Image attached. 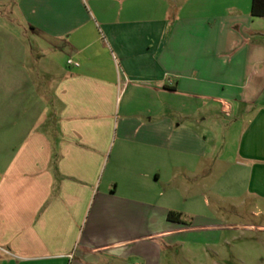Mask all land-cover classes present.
Wrapping results in <instances>:
<instances>
[{"label": "crops", "instance_id": "obj_1", "mask_svg": "<svg viewBox=\"0 0 264 264\" xmlns=\"http://www.w3.org/2000/svg\"><path fill=\"white\" fill-rule=\"evenodd\" d=\"M251 2L0 0V264H264L225 250L246 229L214 202L226 175L230 196L264 198ZM10 6L53 49L41 74Z\"/></svg>", "mask_w": 264, "mask_h": 264}, {"label": "rangeland", "instance_id": "obj_2", "mask_svg": "<svg viewBox=\"0 0 264 264\" xmlns=\"http://www.w3.org/2000/svg\"><path fill=\"white\" fill-rule=\"evenodd\" d=\"M7 13L13 18L12 22L14 26L11 25V27L17 28H11V30L18 35L17 42L23 48L22 52H19L21 54L23 67H25L27 72L29 71L32 76L41 74L44 68L42 63L46 58H50V60L54 62L57 59L52 53L53 49L46 46L45 43H40L39 40L38 42L36 41L37 36H33L31 31L23 26L18 13L13 7L10 6L7 9ZM1 17L2 16H0V19ZM0 21V45L8 44V42L11 41H9L3 33V25H6L8 21L5 17H2ZM41 85H43L42 89H45L47 84L44 85L42 83ZM210 127L212 128V126ZM214 133L218 137L219 132L215 130ZM227 138H229V136H227ZM225 167H227V164H225ZM224 179H226V186L224 188L225 190L222 189L223 194L219 195L217 197L218 199L215 201L210 194L209 202L213 203L214 201L223 205V210L221 212H215L218 214L217 217L222 218L226 222L239 223L243 226V229H246L245 231L242 229L234 230L229 233L227 236H234L235 238L232 240L231 245L225 246V250L231 252L232 250L241 249L245 251L246 254L257 253L259 257H264V231L247 230L251 229L252 225L264 224V198L261 195L247 193L230 196L227 192L229 188L227 179H229V177L226 175ZM253 203L263 205H261L262 207L258 206L255 208V204ZM177 264H185L184 259L180 257Z\"/></svg>", "mask_w": 264, "mask_h": 264}, {"label": "trees", "instance_id": "obj_3", "mask_svg": "<svg viewBox=\"0 0 264 264\" xmlns=\"http://www.w3.org/2000/svg\"><path fill=\"white\" fill-rule=\"evenodd\" d=\"M250 12L252 15L263 16L264 15V0H252ZM167 219L170 221L181 222L182 214L176 211H169Z\"/></svg>", "mask_w": 264, "mask_h": 264}, {"label": "built area", "instance_id": "obj_4", "mask_svg": "<svg viewBox=\"0 0 264 264\" xmlns=\"http://www.w3.org/2000/svg\"><path fill=\"white\" fill-rule=\"evenodd\" d=\"M68 62H71L70 60H68Z\"/></svg>", "mask_w": 264, "mask_h": 264}]
</instances>
